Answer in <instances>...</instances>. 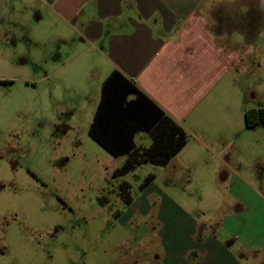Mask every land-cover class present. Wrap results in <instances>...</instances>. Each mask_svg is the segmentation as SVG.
I'll list each match as a JSON object with an SVG mask.
<instances>
[{"label":"crops","instance_id":"obj_1","mask_svg":"<svg viewBox=\"0 0 264 264\" xmlns=\"http://www.w3.org/2000/svg\"><path fill=\"white\" fill-rule=\"evenodd\" d=\"M0 50L60 121L90 129L118 71L187 132L117 215L147 218L157 264H264V0H0Z\"/></svg>","mask_w":264,"mask_h":264},{"label":"rangeland","instance_id":"obj_2","mask_svg":"<svg viewBox=\"0 0 264 264\" xmlns=\"http://www.w3.org/2000/svg\"><path fill=\"white\" fill-rule=\"evenodd\" d=\"M13 61L0 50V75L18 79L0 84V264H157L158 241L138 228L147 218L124 223V195L140 199L146 176L162 167L115 175L123 157L93 140L91 119L60 121Z\"/></svg>","mask_w":264,"mask_h":264},{"label":"trees","instance_id":"obj_3","mask_svg":"<svg viewBox=\"0 0 264 264\" xmlns=\"http://www.w3.org/2000/svg\"><path fill=\"white\" fill-rule=\"evenodd\" d=\"M2 83L8 81L0 79ZM245 118L248 127L264 124V108L249 109ZM138 131L149 133L150 146H135ZM89 135L114 156L128 154L115 175H124L144 163L165 166L188 142L187 132L118 71L103 84ZM151 178L147 176L143 184L147 185ZM124 197L130 201L127 195Z\"/></svg>","mask_w":264,"mask_h":264}]
</instances>
